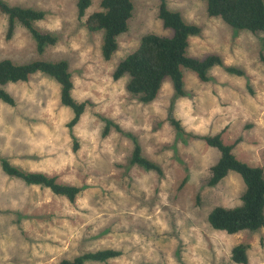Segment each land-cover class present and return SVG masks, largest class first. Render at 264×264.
I'll return each instance as SVG.
<instances>
[{
	"label": "rangeland",
	"instance_id": "1",
	"mask_svg": "<svg viewBox=\"0 0 264 264\" xmlns=\"http://www.w3.org/2000/svg\"><path fill=\"white\" fill-rule=\"evenodd\" d=\"M4 1L45 12L36 27L55 35L58 43L40 56L22 26L7 38L8 18L0 13V58L21 65L68 62L73 97L89 106L71 133L67 124L73 113L61 105L60 86L53 79L36 74L27 83L5 87L16 106L0 101V157L25 171L56 176L82 192L70 204L48 190L8 178L0 168V264H59L103 250L122 256L86 264H232L231 251L239 244L249 246L248 264H264V229L230 236L210 226L213 209L241 205L245 186L235 173L209 186L211 168L221 154L193 138L223 133L238 160L262 166L264 33L238 31L209 17L203 0H166L170 10L202 31L190 38L189 57L219 56L245 77L215 68L203 83L184 69L185 97H178L165 79L158 99L143 104L128 93L129 77L115 81L113 74L143 37L173 36L158 18L159 0H131L129 31L119 37L110 61L102 57L104 34L87 30L78 17L77 0ZM100 1L92 0L87 15L101 10ZM101 118L113 121L121 132L112 130L104 137ZM72 135L79 144L76 152ZM131 138L162 167L163 177L130 166Z\"/></svg>",
	"mask_w": 264,
	"mask_h": 264
},
{
	"label": "trees",
	"instance_id": "2",
	"mask_svg": "<svg viewBox=\"0 0 264 264\" xmlns=\"http://www.w3.org/2000/svg\"><path fill=\"white\" fill-rule=\"evenodd\" d=\"M209 17L221 19L227 26L251 34L264 33V0H203ZM92 6V0H77V13L84 20L90 33H103L102 57L110 61L119 48V37L129 31V22L133 18L134 5L131 0H101L100 11L91 15L87 12ZM0 13L8 18L9 28L7 38L14 35L17 25L22 26L31 35L36 44L37 53L43 56L50 47L56 46L58 39L55 35L42 32L36 24L43 21L46 13L43 11L10 5L0 0ZM158 18L164 29L173 31L172 37L147 35L142 38L139 47L116 67L113 79L121 80L128 76L126 89L143 104L155 102L162 90L165 79L172 82L175 94L185 97V81L183 70L196 74L198 79L207 83L210 81L209 72L222 68L232 76L245 77L242 69L227 66L219 56H208L203 60L188 56L189 40L201 35V29L187 23L180 13L169 9L166 0H159ZM36 74L53 79L60 86L61 105L73 113L67 128L72 133L86 113L89 102H79L73 97L74 82L66 61L50 62L38 60L28 64H16L9 59L0 58V101L15 107V99L5 87L9 84L27 83ZM104 122L103 136L107 137L112 130L121 132L113 121L101 118ZM172 125L184 134L179 122L172 120ZM222 134L215 136H193L203 141L208 147L220 152L221 157L211 168L209 186L219 185L230 173L241 177L245 191L241 205L235 208L216 207L208 216V222L213 230L227 235H237L244 231L257 232L264 229V156L262 166L252 167L241 162L233 154L234 146L226 145ZM74 151L79 144L72 135ZM134 144L130 158V166L138 167L145 172H153L163 177L164 171L160 165L148 159L137 139L131 138ZM0 168L10 179L18 180L28 187L48 190L54 196L65 198L70 204H75L82 190L73 185L59 182L56 176L44 173L28 172L15 165L8 159L0 157ZM186 182V180H185ZM249 246L239 244L231 251L232 264H248ZM122 253L117 250H103L85 253L72 260L64 259L59 264L106 263L120 258Z\"/></svg>",
	"mask_w": 264,
	"mask_h": 264
}]
</instances>
